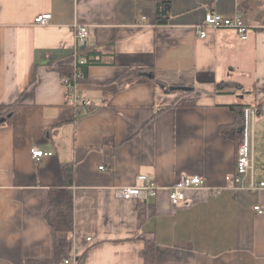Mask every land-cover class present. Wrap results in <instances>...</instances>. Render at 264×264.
I'll return each instance as SVG.
<instances>
[{"label": "crops", "instance_id": "1", "mask_svg": "<svg viewBox=\"0 0 264 264\" xmlns=\"http://www.w3.org/2000/svg\"><path fill=\"white\" fill-rule=\"evenodd\" d=\"M207 12L241 16L248 39L205 26ZM46 14L47 26L34 23ZM77 27L88 30L83 49ZM85 49L100 63L77 82L93 104L77 114L59 69L75 70ZM146 68L173 92L137 82ZM177 87L193 90V106H177ZM229 96L237 101L220 102ZM245 97L264 107V0H0V108L15 107L25 128L15 147L12 127L0 126V264L52 259L54 188L72 196L73 230L61 238L71 264H145L147 241L152 264H264V212L253 209L264 191L225 181L240 146L228 106H248ZM33 149L52 155L35 163ZM140 175L160 186L154 198L115 197ZM183 176L206 187L172 205L168 189Z\"/></svg>", "mask_w": 264, "mask_h": 264}, {"label": "built area", "instance_id": "2", "mask_svg": "<svg viewBox=\"0 0 264 264\" xmlns=\"http://www.w3.org/2000/svg\"><path fill=\"white\" fill-rule=\"evenodd\" d=\"M50 20V14L40 15L35 18L34 23L44 27L49 24ZM203 23L205 26L213 29L233 30L242 41L248 39V26L245 20L239 15L234 18H226L214 12H207L204 15ZM198 36L199 38H205L206 34L204 31L198 30ZM75 37L78 44H84L88 37L87 28H75ZM85 63V60H79L74 74L71 77L64 76L61 80L68 94L66 103L77 114L87 112L93 106L90 99L83 97L76 90L77 82L83 79V74L79 67L83 66ZM256 121L261 125L262 150L260 155L256 154L253 141ZM240 133L242 135V141L238 148L235 171L227 175L225 181L234 184L236 188L264 191V116L258 119L257 110L251 111L249 107L246 108L244 110V121ZM51 155V153H45L38 149L31 150V157L35 163ZM98 169L104 170L103 167H99ZM137 181L141 183V186L115 189V197L121 200L147 201L149 198H154L160 190L158 183L149 176L140 175L137 177ZM205 187V181L201 177L183 176L168 189L169 200L172 205H178L184 201L185 192L187 190ZM253 209L257 214H262L264 212V208L260 205L254 206ZM87 241H90V238H88ZM63 264H71V261L65 260Z\"/></svg>", "mask_w": 264, "mask_h": 264}, {"label": "trees", "instance_id": "3", "mask_svg": "<svg viewBox=\"0 0 264 264\" xmlns=\"http://www.w3.org/2000/svg\"><path fill=\"white\" fill-rule=\"evenodd\" d=\"M168 11L165 6H160L157 10V19L156 24L163 25L168 22ZM85 50H80L79 53L82 54L83 59L86 63L83 66H80V70L82 73H85L87 68L91 65H98L100 59L89 60L88 59V52ZM61 76H72L74 70L72 69H59ZM140 75H144L145 78L137 80V82H144V81H154L160 89L164 92H173L172 88L166 87L163 83L158 82L155 80L152 72L149 69H142L138 70ZM151 73V74H150ZM79 82V81H78ZM228 88L231 89H241L239 85H227ZM193 90L187 92H180L182 96L185 98L180 101L177 106H193V101L187 96L192 93ZM228 108L234 113L235 115V126L240 129L243 126L244 121V110L248 108V106L244 105H229ZM15 107L9 106L0 108V119L6 118V121L2 125L11 126L13 129V139H14V146L20 147L24 145L25 140V128H24V116L21 112L16 111ZM258 111V119L264 116V107L259 106L257 108ZM10 115V118L7 116ZM240 133V132H239ZM240 144L242 141V135L239 134ZM65 173L71 177V170L72 166H66L64 169ZM67 185L70 184L66 182ZM46 221L50 226L52 232V240H53V257L51 260L45 261H27L23 264H63V261L68 256V241H62L61 238L63 235H69L72 233L73 230V203H72V196L66 190V188H54L50 190V197H49V205L46 212ZM154 254H155V244L151 241H147L145 243V249L143 251L144 256V263L145 264H152L154 261Z\"/></svg>", "mask_w": 264, "mask_h": 264}, {"label": "rangeland", "instance_id": "4", "mask_svg": "<svg viewBox=\"0 0 264 264\" xmlns=\"http://www.w3.org/2000/svg\"><path fill=\"white\" fill-rule=\"evenodd\" d=\"M242 96V95H240ZM230 98L228 99H223L220 100L223 102H227V103H232V102H236L237 99L235 97L229 96ZM240 103H244L247 104L249 106V108L251 109V111H255V102L254 100H251L247 97H245L244 99L240 100ZM253 141H254V146L256 149V154L260 155L261 150H262V139H261V125L258 121L255 122V126H254V133H253Z\"/></svg>", "mask_w": 264, "mask_h": 264}, {"label": "water", "instance_id": "5", "mask_svg": "<svg viewBox=\"0 0 264 264\" xmlns=\"http://www.w3.org/2000/svg\"><path fill=\"white\" fill-rule=\"evenodd\" d=\"M86 47V44H84L81 48H85ZM174 90H177V91H182V92H186V91H189V88H184V87H177V88H173ZM11 116L8 115L7 118H10ZM6 121V118H1L0 119V124L4 123Z\"/></svg>", "mask_w": 264, "mask_h": 264}]
</instances>
